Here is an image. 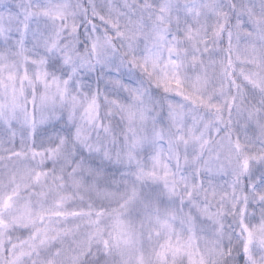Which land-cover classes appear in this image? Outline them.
I'll use <instances>...</instances> for the list:
<instances>
[{
	"label": "snow or ice",
	"instance_id": "6c2138e0",
	"mask_svg": "<svg viewBox=\"0 0 264 264\" xmlns=\"http://www.w3.org/2000/svg\"><path fill=\"white\" fill-rule=\"evenodd\" d=\"M0 264H264V0H0Z\"/></svg>",
	"mask_w": 264,
	"mask_h": 264
}]
</instances>
